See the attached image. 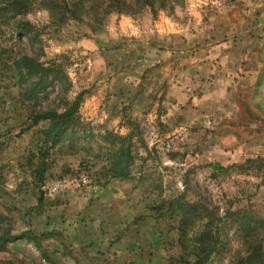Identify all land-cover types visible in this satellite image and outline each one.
<instances>
[{"label": "rangeland", "instance_id": "374dc122", "mask_svg": "<svg viewBox=\"0 0 264 264\" xmlns=\"http://www.w3.org/2000/svg\"><path fill=\"white\" fill-rule=\"evenodd\" d=\"M263 5L184 0L174 14L110 15L96 33L86 22L56 28L37 8L0 20V232L48 235L41 250L26 239L8 244L0 261L179 264L208 222L219 234L205 264L245 257L249 239L225 214L244 210L264 223V73L251 82L264 70ZM22 22L29 33L16 31ZM23 54L60 71L36 101L12 72ZM83 91L85 150L68 153L65 143L42 158L43 124L19 133L30 111H61ZM106 133L134 134L130 179L99 175ZM173 200L185 210L171 213ZM255 236L264 252V225Z\"/></svg>", "mask_w": 264, "mask_h": 264}, {"label": "trees", "instance_id": "16d2710c", "mask_svg": "<svg viewBox=\"0 0 264 264\" xmlns=\"http://www.w3.org/2000/svg\"><path fill=\"white\" fill-rule=\"evenodd\" d=\"M184 0H0V20L5 21L14 19L17 15L26 14L33 9L46 10L51 19V24L56 28H61L65 24L75 22H86L93 33L101 32L105 26L107 18L110 15L134 16L141 10L148 8L149 12L155 17L159 12L174 14L176 6H181ZM32 26L29 23L22 22L17 25L16 31L19 33H29ZM12 72H16L15 77L19 84L27 82V98L30 101L38 100L40 94H45L48 87L55 81L61 79L60 71L55 65H46L36 57L27 54L20 55L12 62ZM264 70L259 71L255 85L258 83ZM85 92L79 93L74 100L67 104L64 109L40 108L32 110L29 113V125L20 130L24 133L33 127L43 124L40 129L42 135L44 152L42 158H45L48 151L55 149L67 143V151L71 154L77 153L80 148L79 141L86 133H82V123L78 116ZM134 134L120 135L118 133H106L102 140L105 143V152L102 154L104 165L99 171V175L106 181L108 180H126L131 178V169L136 162V153L133 151ZM260 160V159H259ZM254 160L247 159L246 164L253 163ZM215 171L226 172L228 168L222 167L218 163L210 165ZM40 177L43 176L44 169H38ZM40 201V200H39ZM164 205L161 203L160 207ZM168 208L171 213L185 210L184 203L173 200ZM194 210L190 209L188 214L185 212V222L194 217ZM225 216L234 217L239 232L247 241V255L240 258L234 264H264V252L262 250L261 240L257 239L256 231L258 226L263 227L264 223L253 219L244 210L227 211ZM223 218L217 220L222 222ZM186 225V223H184ZM211 222L205 224L204 232L200 233L192 250H189L193 258L182 256L179 264H205L211 254L216 250L218 244V226L210 228ZM213 230V232H211ZM48 238L47 234L39 236L31 231L21 235L11 234L10 230L0 232V252H4L7 245L21 239L32 241L37 249L41 250L40 239ZM0 264H14V262L0 261Z\"/></svg>", "mask_w": 264, "mask_h": 264}, {"label": "crops", "instance_id": "0c3cea01", "mask_svg": "<svg viewBox=\"0 0 264 264\" xmlns=\"http://www.w3.org/2000/svg\"><path fill=\"white\" fill-rule=\"evenodd\" d=\"M263 3H264V0H263ZM219 5H220V4H219ZM263 7H264V5H263ZM230 8H231V7H230ZM261 18L264 19V17H261ZM237 69H239V68H236V70H237ZM242 69H243V70H246V72L244 73V75H242V76H243V79H245V78L248 76V73L250 72V70H249V65L246 64L245 67H243ZM258 73H259V72H256L255 77L253 78V80H251V82H253V81L255 80V78L257 77ZM233 75H234V74H233ZM251 79H252V78H251ZM246 80H247V78H246ZM249 80H250V77H249ZM247 82H248V80H247Z\"/></svg>", "mask_w": 264, "mask_h": 264}]
</instances>
